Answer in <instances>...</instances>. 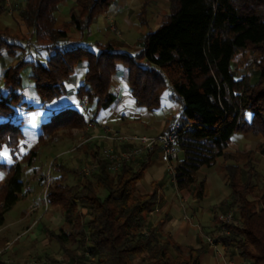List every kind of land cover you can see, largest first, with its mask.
<instances>
[{
  "label": "trees",
  "instance_id": "16d2710c",
  "mask_svg": "<svg viewBox=\"0 0 264 264\" xmlns=\"http://www.w3.org/2000/svg\"><path fill=\"white\" fill-rule=\"evenodd\" d=\"M64 1H24L18 14L30 32V39L20 38L25 45L10 28L0 29V58L5 52L19 60L3 73L0 91V153L8 150L6 159L11 160L0 158V225L22 200L25 167L33 168L34 178L39 174L34 168L37 146L59 132L84 129L90 113L113 105L112 80L125 71L137 105L149 111L160 108L167 89L182 104L175 120L191 128L180 132L181 158L173 165L177 190L202 201L209 189L199 172L222 160L231 193L215 215L232 213L233 222L220 223L214 240L233 247L251 264H264V191L251 199L257 190L252 160L246 157L241 165L245 153L229 151L235 134L260 135L264 156V0H168V14L155 32L139 40V53L122 51L121 44L83 41L93 21L115 0H76L68 19L59 23L57 14ZM4 11L0 8V14ZM144 14L146 9L141 17ZM72 29L80 41H71ZM249 48L260 55L255 82L238 79L234 73L235 57ZM40 50L47 52V59H40ZM85 60L88 72L77 95L87 100V108L54 113L40 125L33 147L24 152L21 110L32 111L22 92L25 77L33 81L42 104L59 101L68 93L66 85L75 68ZM24 71L30 74L24 76ZM147 158L139 168L124 161L114 169L112 162L96 154L97 170L89 176L80 174L74 185L61 174L79 175L78 171L56 165L59 170L51 176L46 203L61 211L63 223L58 230L44 231L62 249L67 264H201L203 247L184 249L170 237L163 239L162 225L147 226L158 203L156 190L140 194L137 189L152 155ZM38 176L40 182L45 180L41 173ZM103 190L107 194L102 198Z\"/></svg>",
  "mask_w": 264,
  "mask_h": 264
},
{
  "label": "crops",
  "instance_id": "0c3cea01",
  "mask_svg": "<svg viewBox=\"0 0 264 264\" xmlns=\"http://www.w3.org/2000/svg\"><path fill=\"white\" fill-rule=\"evenodd\" d=\"M11 1L13 3L12 9L4 11L0 16L3 14L8 16L18 14L25 0ZM75 2L76 0H65L62 3L60 11L57 14L59 23H63L68 19L71 7ZM0 3H2L0 4L1 10L3 11V8L5 10V8H7L6 1L2 0ZM168 4V0H162L161 2L159 0H115L106 14L97 17L93 21L90 26L89 35H86L83 41L91 45L95 43L121 44L124 46L122 51L139 53L141 51L139 40L144 38L148 33H151V31H146V29H148L152 23H156L159 26L161 25L164 17L167 15L165 11L167 7H169ZM161 7H163V11ZM144 9L147 11V24L143 26L140 23V17ZM4 26L6 28L11 27V23L6 22ZM112 26L115 28L112 29ZM72 31L74 32L70 33L71 41H80V34L74 29H72ZM37 54H39V57H44V60L48 57L45 50H40ZM87 72L88 62L85 60L75 68L70 81L66 85L67 89L68 84L70 85V94L74 93V95L68 96L69 99H66V95L57 101L56 104L57 108H60L59 110L68 107H74L80 110H84L85 107L87 108L88 105H85L83 102L84 99H80L77 95L79 87L84 83ZM29 74L30 72L27 71L26 76ZM111 92L116 96L113 105L104 110H100L97 114L90 113L88 115L87 120H93L95 127H89L87 121L84 129L78 131L74 129L75 131L73 134L76 135L77 133L75 134V132H78L80 139L82 136H86L79 150H84L81 153L84 158H90L88 162L82 161L80 166L83 164L84 166L90 164L91 159H94L96 154L105 158L106 156H104V154L107 151L116 156L119 155L120 149L123 151H131L142 147L137 141H130L127 139L110 141L102 138H94L95 136H111L114 134L116 137L134 136L152 138L168 130L175 118L179 119L180 117L171 113V106H173V104H170L171 100L172 103L177 102L173 97L167 100L162 99L161 107L154 111H149L147 108L137 105L127 82L125 71H120V73L113 78ZM36 98L39 100L37 95ZM63 99L66 100L63 101ZM177 103L181 104L179 101ZM43 111L45 112L48 110ZM140 119L144 121V123H142L143 125H139ZM153 129L155 131L153 134H150ZM85 132H87L86 135H84ZM62 136L63 135L59 134V138L57 139L59 140L58 143L62 141ZM234 138L233 136L232 141ZM70 150L65 151L69 152ZM156 151L154 152L155 154ZM154 153L143 152L130 160L136 168H139L149 159L147 156L151 157L152 155L144 176V178H147V176L148 178L146 181H144L143 178L137 185L140 194H149L155 190L158 194L157 206L148 215L147 226L149 228H156L162 225L161 230L163 231L164 238L170 237L184 249L189 250L190 248L197 249L203 247L204 254L201 259V264H251L241 259L233 247H224L221 243H216V240L213 239L216 236L215 233L219 226L220 219L219 215L218 218H216L215 209L221 203L225 202L231 193L230 188L226 184L225 175L223 184L224 187L229 190L223 189V196H221V193L217 192V189L214 187V179L211 175H206L203 178L199 176L200 180H206L209 194L202 201H197L194 200L189 193H182L177 190L173 175L169 173L167 165L163 162H159L158 166H156V161L159 160L160 157L158 154L155 156ZM223 165L225 169V164L223 163ZM69 170H71V168ZM73 170L78 171V169ZM210 170H213V168ZM66 174L70 173L63 172L61 174L65 181L67 180V177H65ZM80 174L81 173H79V175ZM79 175L74 184L77 183L78 180H81ZM35 211H38L37 213L40 214L42 213L40 204L28 209L25 215L28 219H34L37 217V213H33Z\"/></svg>",
  "mask_w": 264,
  "mask_h": 264
},
{
  "label": "rangeland",
  "instance_id": "374dc122",
  "mask_svg": "<svg viewBox=\"0 0 264 264\" xmlns=\"http://www.w3.org/2000/svg\"><path fill=\"white\" fill-rule=\"evenodd\" d=\"M5 1L7 7L5 8V11H9L10 9H12L13 3L11 0ZM159 1L161 2L162 0ZM161 9L163 11V7H161ZM168 11L169 7H167L165 14H168ZM18 15L19 14H14L12 16H8L5 14L1 15L0 29L6 28L4 26L6 22L11 23V27L7 28H10L12 34L18 37L17 40L21 45H25L24 41H20V38L25 37L23 40L30 39V32L22 23ZM146 20L147 16H145V14L144 16L140 17V22H144ZM158 26V24L152 23L149 28L146 29V31L148 30L149 32H155L158 29ZM111 28L113 29L115 27L112 26ZM71 32L74 31L71 30ZM69 47H71V45H69ZM20 51L21 50H18V52ZM26 58L31 59L32 57L27 56ZM40 59L44 60V57H40ZM259 59L260 55L258 54V50H256L255 48H249L248 50L238 54L235 57L233 63L235 76L238 79H243L244 81L252 80V82H255L259 71ZM18 62V59L7 56L5 52H3V56L0 58V91L3 88V73L7 68L17 64ZM23 75H27V71H24ZM69 87L70 85L68 84V93L66 99H69L68 96L74 95V93L70 94ZM22 92L29 106H31L32 108V111H28V109L21 110L24 122L23 132L25 133V137L27 139V148L24 149V152H26V150H29L36 143V137L40 131V125L44 121L49 120V118L54 113L58 112L60 108H57V101L42 104L39 100H37L34 83L28 77H25L23 81ZM172 95V90L167 89L163 95V99L167 100L172 97ZM66 99H63V101H65ZM177 102H174V104L171 100L170 104H173V106H171V113L179 117L182 113V106ZM43 110L48 111L44 112ZM142 123H144V121L140 119L139 125H143ZM74 131L75 130H72L70 132H59L52 138L48 139L44 144L37 146L36 149L39 153V157L36 161V164L34 165V168L37 169L39 173L38 175H40L41 173L43 175V178L45 177V180H43V182L39 181L40 176L38 175H36V177L34 178L33 168L25 167L23 179L26 182V187L23 195L21 196L22 200L19 201L16 207L9 214H7L4 224L0 225V264H67V257L62 253V249L59 248V245L57 243L51 241L44 230L47 228L58 230V228L63 223V216L61 211L58 208L52 209L46 203V194L52 181L51 176H54L55 169L59 170L56 165H63L68 169L71 168L72 171L73 169H78L79 173H81L82 175L83 173L81 171L88 167H91L97 162L92 158L90 164H87L85 166L83 164L80 166V163H82V161L88 162L90 158H84L83 155H81L82 151L84 150H79L86 136H82V138L80 139L79 133L75 132V134H77L74 135ZM154 131L155 130L153 129L150 134H153ZM86 133L87 132H85L84 135H86ZM59 134L63 135L62 141L60 143H58L59 140H57L59 138ZM234 137L235 138L229 145V151L234 153H245V158L243 159L244 162L241 161V165L245 164L246 157H249L251 158L252 166L255 169L256 177H253V183L256 184L257 190L254 193L253 197H251V199H253L257 195L260 196L264 191V156H262V154L260 153V147L263 142V137H261L260 135L253 136L252 134H235ZM94 138L105 139L104 136H95ZM65 150L70 151L67 152ZM121 151L123 150L120 149L119 155L122 153ZM125 151L127 150H124L123 152ZM155 151V156H157L158 154L160 157V149L156 148L154 149V152ZM108 154L111 153L107 151L105 152L104 156H107ZM8 157V150H4L0 153L1 159L3 158L11 163V160L6 159ZM123 162L120 161L121 164ZM159 162L162 163V161L159 159L156 161V166H158ZM244 173L246 174L245 171ZM206 175H211L213 177L214 187L217 189V192H220L221 196H223L222 190L227 189L223 184V178L225 175L223 162L219 161L217 166L213 168V170L204 168L199 172L200 178H203ZM77 176L78 174H66V183L68 185L74 184V182L78 179ZM147 178H144V181H146ZM228 190L229 189H227V191ZM100 194L103 198L107 193L103 190L100 192ZM39 204L42 207V213L40 214L37 213L38 211H35L33 213H37V217H35L34 219H28L25 215L26 211ZM225 215L227 214H224L222 212L219 213V216L221 217ZM163 239H165L164 236ZM136 263L138 264V262Z\"/></svg>",
  "mask_w": 264,
  "mask_h": 264
},
{
  "label": "built area",
  "instance_id": "2783aa9c",
  "mask_svg": "<svg viewBox=\"0 0 264 264\" xmlns=\"http://www.w3.org/2000/svg\"><path fill=\"white\" fill-rule=\"evenodd\" d=\"M85 105H87L86 99L83 101ZM94 121L89 119L88 126L93 128ZM190 125L181 126L179 120H175L170 128L163 133L158 134L156 137L148 138V137H116L114 134L109 136L105 135L104 138L110 141H119V140H130L139 142L142 147L136 148L131 151L122 152L120 155H112L108 154L105 159L109 160L114 164V169H118L120 167V161H130L134 156L140 155L143 152H153L156 147L160 149V159L163 163L167 165V169L169 173L173 175L174 172V163L179 161L181 158V151L179 149V140H180V132L181 130L188 131L190 130ZM97 170V163L88 167L82 171V175L88 176L91 173H94ZM233 222V214H227L225 216H220V223H232ZM224 232L221 233V235Z\"/></svg>",
  "mask_w": 264,
  "mask_h": 264
},
{
  "label": "snow or ice",
  "instance_id": "6c2138e0",
  "mask_svg": "<svg viewBox=\"0 0 264 264\" xmlns=\"http://www.w3.org/2000/svg\"><path fill=\"white\" fill-rule=\"evenodd\" d=\"M0 178H2V177H0Z\"/></svg>",
  "mask_w": 264,
  "mask_h": 264
}]
</instances>
